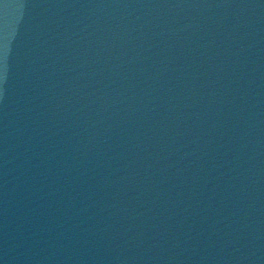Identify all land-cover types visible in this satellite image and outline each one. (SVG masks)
Segmentation results:
<instances>
[{
	"label": "water",
	"instance_id": "obj_1",
	"mask_svg": "<svg viewBox=\"0 0 264 264\" xmlns=\"http://www.w3.org/2000/svg\"><path fill=\"white\" fill-rule=\"evenodd\" d=\"M0 264H264V0H0Z\"/></svg>",
	"mask_w": 264,
	"mask_h": 264
}]
</instances>
